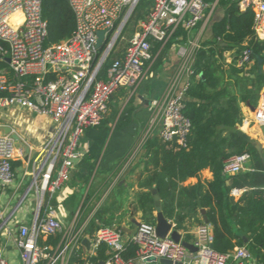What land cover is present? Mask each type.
<instances>
[{
  "label": "built area",
  "instance_id": "obj_1",
  "mask_svg": "<svg viewBox=\"0 0 264 264\" xmlns=\"http://www.w3.org/2000/svg\"><path fill=\"white\" fill-rule=\"evenodd\" d=\"M68 1L75 14V33L60 44L48 46L43 0H0V61L6 64L0 68V109L27 108L50 117L56 125L39 154L40 164L35 162L32 172L37 210L32 225L21 226L19 230L17 246L22 264L63 263L60 256L49 255L39 245V239L63 231L62 223L45 214L44 207L52 212L49 201L69 182L73 160L81 156L83 135L102 125L112 97L119 90L138 85L146 63L153 60V45L165 44L178 28L196 29L208 8L203 0H153L147 18L138 23V30L122 55L113 57L100 75L108 58L117 53V44L140 0ZM239 8L242 12L255 9L253 30L256 39L264 41V0H240ZM100 31L106 32L108 50L101 67V58L96 62ZM254 62L253 51L246 46L236 66L247 70ZM188 87L189 84L183 88L172 84L161 117V138L172 142L176 136L183 147L187 146L192 128L183 114ZM249 124L264 128V86ZM17 156L14 138L0 136V187L14 185L13 163ZM251 162L252 155L248 152L234 155L225 161L223 173L230 177L253 171ZM67 237V245L83 246L82 234ZM88 239L95 248L102 245L107 248V258L96 264H163L162 260L173 264H249L253 258L247 245L225 254L217 252L212 248L214 236L207 225L199 227L190 242L196 248L195 253L170 236L158 237L156 225L146 222H141L130 237L121 228L100 226ZM129 244L136 247L135 260L123 256ZM0 264H9L1 244Z\"/></svg>",
  "mask_w": 264,
  "mask_h": 264
},
{
  "label": "crops",
  "instance_id": "obj_2",
  "mask_svg": "<svg viewBox=\"0 0 264 264\" xmlns=\"http://www.w3.org/2000/svg\"><path fill=\"white\" fill-rule=\"evenodd\" d=\"M206 3L205 18L199 26L191 31L178 28L165 44H154L153 60L146 63L144 76L138 85L119 90L112 97L102 125L89 129L83 135L81 156L73 164L69 182L49 201L52 212L48 211L46 205L44 207V213L54 216L63 226V231L56 236L39 239V245L49 255L63 259V263L58 264H96L105 260L99 257L100 247L95 248L91 242L89 248L85 245H67L69 234L80 233L83 240L88 239L95 233L90 234L94 224L93 231L100 226H114L130 237L141 222H146V211L151 219V198L152 215L156 219L152 190L158 192L156 176L161 171L155 166L153 155L148 154L151 150V142L148 141L162 139L163 104L172 84L183 88L200 78L202 75L196 68L197 51L212 42L221 43L219 38H215L213 27L225 18L227 8L220 4V0ZM156 45H159L157 50ZM118 46L113 57H120L127 44L124 48ZM245 46L247 43L243 44ZM224 54L225 69L229 70L232 52ZM254 65L255 62L244 72L252 71ZM239 106L242 120L236 130L251 143L262 145L264 164V128L249 124L256 107L243 102ZM9 129L11 134H6ZM55 130L56 125L50 117L37 115L30 109L19 106L0 109V136H11L18 148V156L13 163L15 183L12 187H0V244L4 252L8 251L7 261L10 263L21 259L17 246L19 230L21 226L32 225L37 210V194L35 188L31 187L32 172L35 162L40 164L39 154ZM232 177H228L227 185L230 187ZM213 179L210 169H204L200 178H188L179 184V188L194 187L200 181L206 186ZM236 190L240 192L235 193ZM245 192L244 188L232 187L229 197L237 203ZM160 200L162 207L161 196ZM176 212L179 213L178 210ZM207 212L206 208L199 207L196 213H188L180 226L176 214L172 219H167L184 239L191 242L197 229L203 225L209 226L213 234ZM205 217L209 224H206ZM50 238H59V241L55 243ZM249 264L258 263L253 257Z\"/></svg>",
  "mask_w": 264,
  "mask_h": 264
},
{
  "label": "trees",
  "instance_id": "obj_3",
  "mask_svg": "<svg viewBox=\"0 0 264 264\" xmlns=\"http://www.w3.org/2000/svg\"><path fill=\"white\" fill-rule=\"evenodd\" d=\"M239 1L220 0L227 12L225 18L214 25L213 32L215 38L225 45L212 42L197 51L196 68L202 76L190 83L183 108L184 116L192 123L187 146L179 143L172 145L154 138L148 141L151 142L148 154L153 155L154 164L161 171L156 176L157 189L166 218L172 219L176 214L180 226L188 213H196L199 207L206 208L217 252L225 254L247 245L257 263L264 264V164L253 144L236 130L242 120L239 104L243 102L256 107L264 86V73L259 72V67L264 65V41L256 39L253 30L255 9L242 12ZM152 5L153 0H140L121 41L125 36L127 41L132 38L138 30V23L147 18ZM43 15L48 22L46 45L60 44L75 33V14L68 0H43ZM245 43L252 49L255 59L254 68L248 75L236 66ZM156 46L155 49H159V45ZM103 50L97 52L96 62ZM228 51L232 52L233 58L229 70H226L224 52ZM112 58L113 55L108 58L100 75L104 74ZM5 66L0 61V68ZM245 152L252 155L253 171L230 178L232 187L246 189L240 201L234 203L229 197L232 187L227 185L229 178L223 173L224 163L230 157ZM204 169L213 173L212 182L205 186L200 181L194 187L179 188V184L188 178H200ZM147 197L150 199V196ZM150 205L151 219L146 211V223L155 224L152 198ZM93 227L94 224L90 234L95 232ZM50 239L55 243L59 241V238ZM245 240L248 242L245 243ZM106 253V246H100V259H106ZM123 256L127 260H135L136 247L129 244Z\"/></svg>",
  "mask_w": 264,
  "mask_h": 264
},
{
  "label": "water",
  "instance_id": "obj_4",
  "mask_svg": "<svg viewBox=\"0 0 264 264\" xmlns=\"http://www.w3.org/2000/svg\"><path fill=\"white\" fill-rule=\"evenodd\" d=\"M98 36V41H97V45H96V49L97 51L103 50V55L101 57V63H100V67L103 65L105 58H106V53H107V49H105V43H106V32L105 31H100L97 34ZM220 46L225 45L224 43H219ZM9 61V60H7ZM261 63V61L259 62ZM6 134H11V130H7ZM13 135V134H12ZM13 137H16L13 135ZM16 139H18L16 137ZM173 144L175 145L177 143V137L174 136L172 139ZM254 148L256 149L259 157L261 159H263V148L262 145L260 143H252ZM75 162V160H73ZM152 194L154 196V200H155V206H156V210H157V216H156V233L157 236L160 238H166L168 236H170L173 240H175L176 242H181L182 245L187 248L190 252L195 253L196 252V248L190 243L188 242L186 239H184V237L182 236V234L178 231V229L171 223L168 221V219L165 217L163 211H162V207H161V200H160V195L158 194L157 190H152ZM202 214L205 215V211L202 210ZM205 222L206 224H209L208 219L205 217ZM245 242H247V240H245ZM83 245H85L86 247H90V241L88 239H84L83 240ZM212 248H214V244L212 245ZM163 264H173L171 261L169 260H162Z\"/></svg>",
  "mask_w": 264,
  "mask_h": 264
},
{
  "label": "rangeland",
  "instance_id": "obj_5",
  "mask_svg": "<svg viewBox=\"0 0 264 264\" xmlns=\"http://www.w3.org/2000/svg\"><path fill=\"white\" fill-rule=\"evenodd\" d=\"M125 31V30H124ZM126 32V31H125ZM125 32H123V34H125ZM120 42L121 43H119L118 45V47H120V48H124L125 46H126V44H127V38H126V36L123 38V40L121 41L120 40ZM225 55V54H224ZM102 56V55H101ZM101 58V57H100ZM233 58V57H232ZM261 72H263L264 73V65L262 66V68H261ZM251 70H249L248 72H247V74L246 75H248V74H250L251 72H250ZM254 142H257L256 140H253ZM8 255V251L6 250L5 252H4V257L6 258V260H7V256ZM16 257V256H15ZM9 264H22L21 263V259H19V258H17V259H15V260H13V263H10V261L8 262Z\"/></svg>",
  "mask_w": 264,
  "mask_h": 264
}]
</instances>
